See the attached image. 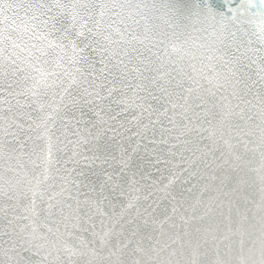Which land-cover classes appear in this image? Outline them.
<instances>
[{"label": "snow or ice", "instance_id": "obj_1", "mask_svg": "<svg viewBox=\"0 0 264 264\" xmlns=\"http://www.w3.org/2000/svg\"><path fill=\"white\" fill-rule=\"evenodd\" d=\"M0 264H264V0H0Z\"/></svg>", "mask_w": 264, "mask_h": 264}]
</instances>
